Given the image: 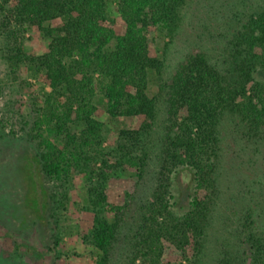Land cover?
<instances>
[{
  "label": "trees",
  "instance_id": "obj_1",
  "mask_svg": "<svg viewBox=\"0 0 264 264\" xmlns=\"http://www.w3.org/2000/svg\"><path fill=\"white\" fill-rule=\"evenodd\" d=\"M185 2L0 0L8 71L25 69L50 87L32 127L38 164L52 180L81 181L90 219L80 235L95 264H108L121 239L129 264H264V201L256 193L242 196L237 230L217 227L224 127L237 119L253 144L264 141V82L256 78L264 75V8L233 30L221 62L197 52L168 73L165 57L149 53L150 30L172 35ZM33 28L42 52L24 47ZM111 132L114 145L105 147ZM179 170L191 175L192 191L177 213ZM115 180L126 186L120 202L109 199ZM39 193L30 197L37 211ZM166 248L181 260L162 262Z\"/></svg>",
  "mask_w": 264,
  "mask_h": 264
},
{
  "label": "rangeland",
  "instance_id": "obj_2",
  "mask_svg": "<svg viewBox=\"0 0 264 264\" xmlns=\"http://www.w3.org/2000/svg\"><path fill=\"white\" fill-rule=\"evenodd\" d=\"M263 8L264 0H186L172 35L150 30L149 53L165 57L168 73L179 61L197 52L221 62L233 30L253 11ZM24 37L26 49H45L46 43L37 29L27 30ZM1 49L0 44V264H95L97 255L80 235L90 219L84 208L81 181L75 178L69 184L52 180L38 164V139L32 127L50 87L25 69L19 76L12 75ZM256 78L264 82V75ZM156 81L150 78L151 92L156 89ZM235 121L222 131L224 199L217 221L218 231L225 225L231 233L239 227L236 220L247 191L256 193L252 194L254 200L264 201V141L253 144L245 125ZM81 127L79 124L75 128ZM103 145H114L112 132ZM180 171L172 179L173 209L177 213L187 208L192 191L191 175ZM124 188V181L115 180L110 201L120 202L117 195H122ZM33 191L40 192L39 206L43 201L38 211L31 205ZM110 253L108 264H129L131 250L122 239L116 241ZM161 260L174 263L181 256L177 250L166 248ZM135 264H139V259Z\"/></svg>",
  "mask_w": 264,
  "mask_h": 264
}]
</instances>
